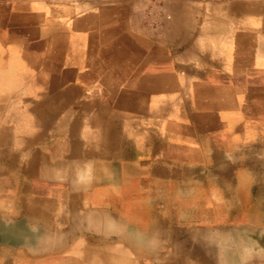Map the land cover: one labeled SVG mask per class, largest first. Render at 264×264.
<instances>
[{"label": "crops", "instance_id": "obj_1", "mask_svg": "<svg viewBox=\"0 0 264 264\" xmlns=\"http://www.w3.org/2000/svg\"><path fill=\"white\" fill-rule=\"evenodd\" d=\"M144 2L0 0V264H219L209 229L264 249V0H164L155 27Z\"/></svg>", "mask_w": 264, "mask_h": 264}, {"label": "clouds", "instance_id": "obj_2", "mask_svg": "<svg viewBox=\"0 0 264 264\" xmlns=\"http://www.w3.org/2000/svg\"><path fill=\"white\" fill-rule=\"evenodd\" d=\"M76 179L78 182H85L90 176L80 171ZM105 227L108 232L118 230L115 222L111 220L105 221ZM192 238L194 243L202 242L214 247L219 255V264H231V258H235L236 264H252L254 258L264 253V249H258L254 241L235 231L221 232L211 229L204 232L194 231ZM130 239L137 247L149 253L163 249L165 244L162 231L159 229L134 234Z\"/></svg>", "mask_w": 264, "mask_h": 264}, {"label": "rangeland", "instance_id": "obj_3", "mask_svg": "<svg viewBox=\"0 0 264 264\" xmlns=\"http://www.w3.org/2000/svg\"><path fill=\"white\" fill-rule=\"evenodd\" d=\"M165 7V2L164 0H145L143 7L140 9L139 11V16L142 22L145 23H151V25H149L150 27H155L154 25V20L156 19L157 16H159V20H160V26L162 24H164V21H168L170 20V16L167 15L164 12V8ZM164 12V13H163ZM164 17L167 16V17ZM167 18V19H166ZM164 22V23H163ZM148 25V24H147ZM45 104H37V116H42L41 112H43L45 109ZM124 257V256H123ZM131 259L134 258V261H131L127 258H121V256L118 257V262L117 264H140V254H133L132 257H130Z\"/></svg>", "mask_w": 264, "mask_h": 264}, {"label": "bare ground", "instance_id": "obj_4", "mask_svg": "<svg viewBox=\"0 0 264 264\" xmlns=\"http://www.w3.org/2000/svg\"><path fill=\"white\" fill-rule=\"evenodd\" d=\"M102 4V3H101ZM124 6V5H123ZM165 8V7H164ZM209 8V7H208ZM215 10H216V7L214 8ZM83 10V9H82ZM212 10H213V8H212ZM219 10V9H218ZM164 12L167 14V15H170V14H168L167 13V10L166 9H164ZM163 12V13H164ZM75 13V12H74ZM78 13V12H77ZM112 15H114V14H112ZM163 15V14H162ZM209 15V14H208ZM215 15H217V14H215ZM119 17V16H118ZM163 17H164V15H163ZM165 17H167V16H165ZM164 17V18H165ZM217 17V16H216ZM216 17H215V19H216ZM123 18V17H122ZM170 18V17H169ZM218 18V17H217ZM167 19V18H166ZM125 20V19H124ZM97 21H98V19H97ZM99 22V21H98ZM106 22V21H105ZM164 22H166V21H164ZM163 22V23H164ZM113 23V22H112ZM121 23V22H120ZM114 24H116V23H114ZM99 25V24H98ZM126 25V24H125ZM205 26V25H204ZM130 28V27H129ZM70 29V28H69ZM107 29V28H106ZM115 29V28H114ZM113 29V30H114ZM117 29V28H116ZM112 30V31H113ZM107 31V30H106ZM110 31V30H109ZM115 31V30H114ZM118 31V30H117ZM101 32V31H100ZM113 34V33H112ZM100 34H98V36H99ZM117 35V34H116ZM107 36V35H106ZM142 36V35H141ZM113 37V36H112ZM102 38V37H101ZM105 38V37H104ZM109 38V37H108ZM200 40V39H199ZM103 41H104V39H103ZM157 42V41H156ZM117 43V42H116ZM200 44V43H199ZM69 45V44H68ZM200 46V45H199ZM112 47V46H111ZM152 47V46H151ZM71 47H69V49H70ZM118 48V47H117ZM156 48V47H155ZM152 49V48H151ZM67 50V49H66ZM104 51V50H103ZM149 52V51H148ZM143 53V52H142ZM221 53V52H220ZM100 54H102V53H100ZM226 54V53H225ZM105 56V55H104ZM228 56V55H227ZM65 61V60H64ZM138 67V66H137ZM109 70H111V69H109ZM108 70V71H109ZM135 70H137V69H135ZM190 72V71H189ZM10 73V72H9ZM107 73V72H106ZM118 73V72H117ZM112 74V73H111ZM18 75V74H17ZM101 75V74H100ZM178 76V75H177ZM201 76V75H200ZM25 77V76H24ZM23 77V78H24ZM134 77V76H133ZM192 77V76H191ZM204 77V76H203ZM110 78V77H109ZM197 78V77H196ZM108 79V78H107ZM194 79H195V77H194ZM199 80H201V79H199ZM219 80V79H218ZM129 81V80H128ZM205 81V80H204ZM221 81H222V79H221ZM12 82V81H11ZM35 82V81H34ZM106 82V81H105ZM179 82V81H178ZM197 82H199V81H197ZM9 83V82H8ZM17 83H19V82H17ZM16 83V84H17ZM118 83V82H117ZM189 83V82H188ZM209 83V82H208ZM11 84V83H10ZM16 84H14V85H16ZM40 84V83H39ZM97 84V83H96ZM102 84V83H101ZM107 84V83H106ZM9 85V84H8ZM13 85V84H12ZM42 85V84H41ZM113 85V84H112ZM120 85V84H119ZM101 86V85H100ZM103 86V85H102ZM195 86V85H194ZM180 87V86H179ZM185 87V86H184ZM17 88V87H16ZM142 89H144L143 87H141ZM211 88V87H210ZM13 89V88H12ZM195 89V88H194ZM206 89V88H205ZM91 90H93V89H91ZM139 90V89H138ZM141 90V89H140ZM195 90H197V89H195ZM199 90H201L202 91V89H199ZM198 91V90H197ZM196 91V92H197ZM189 92V91H188ZM92 93V92H91ZM97 93V92H96ZM163 93V92H162ZM170 93V92H169ZM171 93H173V92H171ZM10 94V93H9ZM86 94V93H85ZM159 94H161V93H159ZM177 94H178V92H177ZM206 94H207V92H206ZM88 95V94H87ZM95 95V94H94ZM185 95V94H184ZM198 95V94H197ZM4 96V95H3ZM7 96V95H6ZM9 96V95H8ZM91 96V95H90ZM156 96H158V95H156ZM88 97V96H87ZM96 97V96H95ZM159 97V96H158ZM189 97V96H188ZM161 98V97H160ZM235 98V97H234ZM5 102V101H4ZM98 102V101H97ZM199 102H200V100H199ZM198 102V103H199ZM204 102V101H203ZM215 102V101H214ZM217 102V101H216ZM204 103H207V102H204ZM5 104V103H4ZM209 104H211L210 102H209ZM215 105H216V103H215ZM221 105V104H220ZM207 107V106H206ZM11 117V116H10ZM7 131V130H6ZM9 132V131H8ZM7 199V198H6ZM9 199V198H8ZM5 209V208H4ZM9 211V210H8ZM7 212V211H6ZM60 256V255H59ZM56 259H58L57 257H56Z\"/></svg>", "mask_w": 264, "mask_h": 264}]
</instances>
